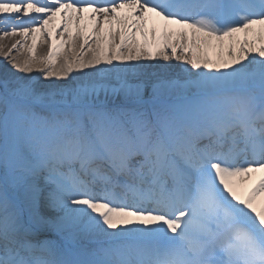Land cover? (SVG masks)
Segmentation results:
<instances>
[{
	"label": "snow or ice",
	"instance_id": "1",
	"mask_svg": "<svg viewBox=\"0 0 264 264\" xmlns=\"http://www.w3.org/2000/svg\"><path fill=\"white\" fill-rule=\"evenodd\" d=\"M0 59V264H264V0H0Z\"/></svg>",
	"mask_w": 264,
	"mask_h": 264
},
{
	"label": "bare ground",
	"instance_id": "2",
	"mask_svg": "<svg viewBox=\"0 0 264 264\" xmlns=\"http://www.w3.org/2000/svg\"><path fill=\"white\" fill-rule=\"evenodd\" d=\"M5 43H10V40L9 38H5ZM30 43V42H29ZM47 50L46 46H43V45H38L37 47V55H40V54H43L45 53ZM12 55H16V56H19L21 59H25L28 57V52L26 49H22V50H18V51H13ZM6 66V62L3 61V59H0V80H2L4 78V76L6 75L5 71H4V67ZM8 68V71L9 72H13V71H16L14 69H11L10 66H7ZM17 75H24V74H21V73H17ZM32 76H36L38 75L37 72H33L31 74ZM119 202V201H118Z\"/></svg>",
	"mask_w": 264,
	"mask_h": 264
}]
</instances>
